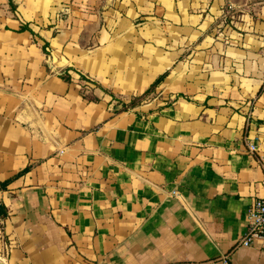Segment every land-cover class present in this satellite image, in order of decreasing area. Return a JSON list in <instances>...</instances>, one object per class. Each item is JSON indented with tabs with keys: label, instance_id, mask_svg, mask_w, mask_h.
I'll use <instances>...</instances> for the list:
<instances>
[{
	"label": "crops",
	"instance_id": "1",
	"mask_svg": "<svg viewBox=\"0 0 264 264\" xmlns=\"http://www.w3.org/2000/svg\"><path fill=\"white\" fill-rule=\"evenodd\" d=\"M263 75L264 0H0L7 264H264Z\"/></svg>",
	"mask_w": 264,
	"mask_h": 264
},
{
	"label": "built area",
	"instance_id": "2",
	"mask_svg": "<svg viewBox=\"0 0 264 264\" xmlns=\"http://www.w3.org/2000/svg\"><path fill=\"white\" fill-rule=\"evenodd\" d=\"M264 88V75L263 83ZM249 150L256 152L258 147L255 144H249ZM247 226L239 245L253 246L259 242L264 244V197H260L254 201L246 213ZM1 242H6L2 241ZM8 248V244H6Z\"/></svg>",
	"mask_w": 264,
	"mask_h": 264
},
{
	"label": "rangeland",
	"instance_id": "3",
	"mask_svg": "<svg viewBox=\"0 0 264 264\" xmlns=\"http://www.w3.org/2000/svg\"><path fill=\"white\" fill-rule=\"evenodd\" d=\"M81 79L84 81L85 80L88 81V83H85V84L83 83L84 86H88V90L85 88L83 89V95H85L86 97H89L91 99H94V100L98 99L94 95V93L91 91V89L95 88V86H93V84H95V83H93L91 80H89L88 78H86L84 76H82ZM87 91H89V92H87ZM154 91H155V89H153L148 94H144V95L142 94L140 96H135L131 100H129L128 102H124V101L116 98L115 96H114V99L118 102L116 104L119 106V109H125V108H127V106L130 107V106L140 105V104L144 103L146 100L149 99V97L151 96V94ZM0 240L6 241L5 237L2 235V233H0ZM7 243H8L7 241L3 242V243L0 242V264H7V259H6L8 257L7 256V249L8 248L6 247Z\"/></svg>",
	"mask_w": 264,
	"mask_h": 264
},
{
	"label": "trees",
	"instance_id": "4",
	"mask_svg": "<svg viewBox=\"0 0 264 264\" xmlns=\"http://www.w3.org/2000/svg\"><path fill=\"white\" fill-rule=\"evenodd\" d=\"M166 76H167V73H165V74L159 76V77L155 80V82L151 85V87H150V88H149L144 94H148V93H150L153 89H155L156 87H158L159 85H161V84L163 83V81L165 80ZM63 77H64L66 80H69V79H70V78L67 77V76H63ZM144 94H143V95H144ZM130 107H132V106H130ZM127 108H129V107L127 106ZM127 108H125V109H127ZM30 168H31V166H27L25 169H23V170H21L20 172H18L17 174H15L13 177H11V178H9V179H7V180H5V181L0 182V190H6V189L8 188V185H9L14 179H16V178L20 177L21 175L27 173V172L30 170ZM7 216H8V208H7V206H6L4 203H2V202L0 201V219H3V220H4V219L7 218Z\"/></svg>",
	"mask_w": 264,
	"mask_h": 264
}]
</instances>
